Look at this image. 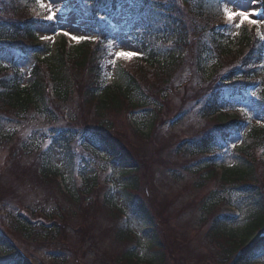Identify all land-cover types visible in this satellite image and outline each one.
Here are the masks:
<instances>
[{
    "label": "rangeland",
    "instance_id": "obj_1",
    "mask_svg": "<svg viewBox=\"0 0 264 264\" xmlns=\"http://www.w3.org/2000/svg\"><path fill=\"white\" fill-rule=\"evenodd\" d=\"M33 1L28 10L21 8L24 4L22 2L17 12H10L6 6L7 0H0V20H32L36 23L34 44L50 49L47 56L39 54V60L51 59L55 49L60 50L57 46L61 40H65L69 46H75L81 41L104 38L103 34L91 29L93 21L85 14L91 0H40L45 5L44 8L38 6L37 0ZM156 3L159 8L173 11L172 14L170 12L171 16L168 14L169 19L167 15L159 16L156 11L152 12L148 17L151 29L147 28V24L131 17L128 5L109 18L108 22L114 32L108 39V56L104 60L101 77V84L111 86L119 84L124 68L135 73L138 81L146 87L148 95L156 97L160 102L162 100L164 104L159 111L155 110L159 118L151 124L152 128L147 123L146 112H143L145 108H131L124 102L121 110L101 115L95 100L82 102L75 98L61 106L59 110L62 111L58 110L56 113L58 120L54 125L45 124V121L33 115L27 117L21 125L8 123L0 114V234L12 244L14 255L26 259L28 264H123L120 254L136 245L132 239L125 241L117 232L122 223L123 229L126 225L121 213L114 208L115 212L109 209L103 202L104 187L107 186L108 178L113 175L109 170L104 174L97 170L106 164L94 160L95 167H84L85 161L91 159L83 161L84 156L81 155L69 165L61 154L47 150L50 140L45 135L48 134L49 127L57 130L59 126L68 128L73 122V125L83 129V124H96L101 117L108 121L110 135L117 139L122 156L128 158L138 169L140 191L136 196L144 200L156 222L164 253L162 264L233 262L226 252V245L223 246V240L211 236L210 227L212 218L226 209L227 204L231 203L233 207L239 204V197L235 192L232 193L234 187L222 185V174L225 169L237 168L242 163L238 151L245 144L248 131L227 140L225 150L215 159L216 166H213L216 169H211V174L206 169V164L210 162L203 160L198 164L195 161L205 155H189L188 146L183 143L215 129L213 120L207 121L200 116L199 106L195 104L194 91L191 89L196 84L200 85L202 76L204 77L200 70L195 69V48L188 47V43L185 48L178 49L176 55L186 59L185 65L174 69L173 74L168 73V77L155 70L152 75L158 73V77L153 75V80H146L147 71L142 70L139 74L134 69L135 65L141 66L140 60L148 52L143 49L146 36L155 37L156 34L159 38L166 39L170 45L179 39L180 31L185 28L187 41L191 40L190 44L193 43L192 23L188 24V17L180 0H156ZM214 4L210 3L209 10L222 14L219 19L213 18L210 22L215 32L232 41L243 27H253L258 36H264L263 1L220 0L218 10L214 8ZM172 5L176 6L177 11H174ZM225 8L232 13L244 12L248 19L257 23L251 24L247 20L241 23L240 16L229 21ZM99 13L101 16L105 15V12ZM49 15L53 16L51 20L46 18ZM237 24L240 27H236ZM168 25L171 29L162 28ZM118 52H131L135 55L131 58H118ZM204 62V67H209L211 58L207 57ZM2 63L7 66L8 60L0 55V65ZM33 64L34 59L29 58L20 61L17 66L27 77ZM26 81L23 86L27 85ZM186 90L193 94L182 100ZM255 92L251 90L253 97L248 98L247 102L232 99L231 103L236 110L244 111L241 116L251 127H261L264 125V111L257 109ZM77 144H80L79 141L73 144L72 149L79 154H86ZM257 152L254 163L261 167L264 163V150ZM258 157L262 159L258 160ZM49 160L52 161L50 166ZM43 166L59 173V177L53 173H43L42 182L39 170ZM96 172L99 186H94L89 192L85 179ZM116 176L114 174V179ZM259 181L262 184L259 187L264 188V179ZM67 187H71L70 192L66 190ZM213 191L220 193L218 196L221 198L214 207L209 204L208 197ZM117 201L121 204L118 197ZM123 210L131 216L126 208ZM245 211L242 207L237 220L243 218ZM20 223L27 225V231L20 229ZM127 223L130 229L139 233V238L143 241L144 233L133 222L127 220ZM143 248L137 255L140 261L148 262L156 253ZM238 255L239 251L233 257ZM258 258L264 259V254Z\"/></svg>",
    "mask_w": 264,
    "mask_h": 264
},
{
    "label": "trees",
    "instance_id": "obj_2",
    "mask_svg": "<svg viewBox=\"0 0 264 264\" xmlns=\"http://www.w3.org/2000/svg\"><path fill=\"white\" fill-rule=\"evenodd\" d=\"M92 1L91 10L97 13L99 8L102 10L105 7H110L108 11L113 14L127 0ZM262 1L264 2V0ZM7 2L8 4H5L7 9L10 12L11 10L17 12L22 2L24 4L21 8L27 10L28 4L30 5L32 0H7ZM210 3H215L216 7L214 4V8L219 9L218 0H180V5L184 6L185 15L188 17V24L192 23L193 43L190 44L191 40L187 41L185 28L180 31L179 39L171 45L166 39L159 38L156 34L155 37L146 36L147 40L143 49H147L148 52L140 60L141 66L135 65L134 69L139 74L142 70L147 71L146 80H153V75L155 78L158 77V73L152 75V71L155 70L168 77V73L173 74L174 69H180L185 65L186 59L181 55H176L178 49L185 48L188 43V47L195 48L193 51V59L196 58L195 69L200 70L205 78L202 76L201 84H196L191 89L194 91V101L199 106L200 116L207 121L213 120L215 129L184 142L183 145L188 146L189 155H206L195 159V161L198 164L203 160L210 162V164H206V169L211 174L212 170L216 169V165L213 163L214 156H218L223 151L227 140L231 136H238L242 132L248 131L245 144L238 151L242 163L237 168L225 169L222 174V185L234 187L232 193L235 192L239 197L236 209L241 211V208L244 207L245 214L240 221L237 220L230 210L235 207L231 203L227 204L226 209L212 218L210 233H212V237L223 240V246L226 245V252L231 256L232 264H264V261L258 258L264 254V188L259 187L262 186L259 179H264V163L260 161L261 167H258V163H254L257 151L264 150V125L249 127L242 117L228 115L231 110H234L235 113L239 112L234 109L231 100L247 101L250 89L257 90L255 96L257 109L261 112L264 111V66L262 63L264 40L258 36L253 27H243L232 41L215 32V28L210 26V22L213 18L218 19L221 14L218 11H210ZM133 4L136 7L133 9L134 11L132 10V15L135 14L139 19L151 16V13L155 11L159 16L163 14L168 17V14L171 16L170 12L172 14L173 11L163 7L159 8L155 5L157 4L156 0H134ZM172 7L174 11H177L176 6L172 5ZM0 22L2 23L0 25V43L5 45L0 46V52L9 57L11 60L9 67H12L7 70L0 66V114L6 122L21 125L27 117L33 115V117L45 121V124H57L58 118L55 115L58 110L75 98L82 102L95 100L101 115L121 110L123 102L131 108L141 110L145 108L143 112L145 111L147 114V123L150 128L153 126L151 124L159 118L155 114V110L159 111L164 106L162 100L160 102L156 97L149 96L146 87L142 86V82L138 81L136 74L132 71L124 68V73L117 85L103 86L101 84L102 64L107 56V41L98 40L97 43L87 42L72 47L62 42L59 46L60 50L55 49L51 59L42 62L37 59L35 66L29 72L27 85L23 86L26 78L16 68V63L25 57L26 53L37 48H26L34 46L32 44L34 25L24 20L11 22L0 20ZM99 26H102L100 27L101 32L111 31L105 24L101 23ZM148 28L151 29L150 26ZM162 28L171 29L169 25L162 26ZM29 42L30 44H28ZM41 49L44 56L49 54L48 50ZM20 50L21 53H19ZM190 50L192 51L191 48ZM165 53H167L166 58L163 59ZM207 57L211 58V63L209 67H204ZM192 91L186 90L181 99L186 100L193 94ZM221 106L225 111L220 110ZM61 111L59 110V112ZM70 124L72 125L68 128L59 126L58 130L48 128V134L45 135L50 140L48 150L61 154L63 160L69 165L81 155L106 164L97 172L102 171L103 173L109 170L110 174L115 173L119 184L116 186L111 180L108 181L109 185L107 184L103 190V202L109 209L113 210L114 208L117 210L116 212L121 213L126 219V223L127 220L133 222L132 224L144 233L143 241L139 239L135 242L137 244L135 247L125 249L120 254L122 263L155 264L157 262L156 264H162L164 253H162V242L159 239L156 222L144 200L136 196L140 191L138 169L128 161V158L122 156L117 139L110 135L108 121L101 117L100 122L96 124H83L84 130L78 125H73V122ZM78 141L80 144L77 145L80 146V149L83 148L86 154H79L72 149L73 144ZM59 150L61 151L59 152ZM258 158V160L262 159ZM50 164L52 161L49 166ZM109 164H113L114 167ZM41 169L39 173L42 182L43 173L59 175L57 172H52L48 166H43ZM97 172L85 179L86 189L89 192L94 186H99ZM84 175L86 174L84 173ZM105 182L103 183L105 184ZM67 191L70 192L69 189ZM219 194L213 191L208 195L209 204L213 207L221 199ZM117 195L121 204L117 201ZM123 207L131 212V216L123 210ZM19 227L24 232L28 229L27 225L21 223ZM125 227L124 230L122 223L117 231L125 241L130 240L129 236L139 238L132 229L130 230L126 225ZM142 247L144 250H153L156 253L148 262L140 261V257L136 254L137 249ZM238 251L239 255L234 258L233 255H236ZM0 264H28L26 259L14 255L12 244L2 234H0Z\"/></svg>",
    "mask_w": 264,
    "mask_h": 264
},
{
    "label": "snow or ice",
    "instance_id": "obj_3",
    "mask_svg": "<svg viewBox=\"0 0 264 264\" xmlns=\"http://www.w3.org/2000/svg\"><path fill=\"white\" fill-rule=\"evenodd\" d=\"M38 2V6L41 7V8H44L45 5L43 3H40V0H37ZM223 2V0H222ZM49 11L51 12V9L49 8ZM225 14L227 16V19L229 21H232L236 16H240L242 19H241V23L244 22V20H247L248 23H251V24H256L257 21L255 20H252V19H248V17L245 15L244 12H236V13H232L230 12L227 8H225ZM47 19L51 20L53 18L52 15H49L48 17H46ZM236 27H240L239 24L236 25ZM65 35H67V33H65ZM73 39H77L76 37H72ZM44 39H48V37H44ZM261 39H264V36H261ZM117 57H123V58H131L132 56H134L135 54L134 53H131V52H118L116 53Z\"/></svg>",
    "mask_w": 264,
    "mask_h": 264
}]
</instances>
